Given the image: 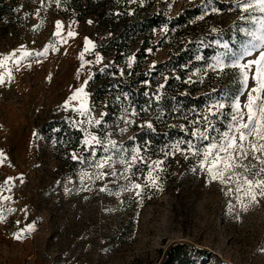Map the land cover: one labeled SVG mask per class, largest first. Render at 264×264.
<instances>
[{"label": "rangeland", "instance_id": "obj_1", "mask_svg": "<svg viewBox=\"0 0 264 264\" xmlns=\"http://www.w3.org/2000/svg\"><path fill=\"white\" fill-rule=\"evenodd\" d=\"M6 1L10 3V0ZM115 1L114 13L125 21H129L137 10L159 14L164 19L159 27L153 29L152 41L158 46L141 61L140 69L144 71L166 61L171 52L178 53L175 45L181 43L179 51L184 52L181 66H193L195 69L190 77L194 79L206 74L205 69L214 61L216 54L223 51L217 41L229 42L230 47H237L233 41L243 38L237 28L245 26V22L238 19L241 13L238 9L233 10L232 0H212V4H207L205 0ZM80 2L85 6L86 0ZM11 5V10L0 17V52L17 46H46L48 40L51 41L55 36L45 34V22L54 17L62 19L60 15L69 16L67 21L62 19L66 23L73 25L75 22L71 30L73 32L79 26L76 20L81 19V30L100 44L121 28V24H98L94 12L76 18L78 9L70 5V0H60L59 7L56 0H14ZM213 7L219 11L212 12ZM205 11L208 14L199 19ZM181 14H185L189 24L194 27L191 31L183 30L182 36H177L175 29L178 24L170 22ZM213 28L217 31L213 32ZM139 43L140 38H132L127 45L128 54L124 55V63L115 66L123 77L128 76V71L137 61L134 52ZM95 50L92 48L84 55V61L91 62L85 65L87 75L92 67H113L111 55L95 53ZM97 54L102 57L100 63L95 62ZM208 72L218 75L217 72ZM169 75L164 74V80ZM232 77L227 78V87L220 91L212 89L201 101L202 107L194 108L190 117L185 116L181 120V125L190 131L193 125L189 121L196 118L198 113H204L211 101L231 96L225 90L231 89L229 83L235 78ZM125 94H118L117 101L120 104L117 114L112 121L104 122L97 133H111L110 138L125 149L122 155L130 159L132 150L138 148L141 156L150 164L154 160H164V153L171 151L170 146L177 140L191 139L181 128L170 127L169 137L164 146L158 149V156L148 155L147 147L143 148L132 140L136 131L148 129L147 124L151 122L146 119L136 123ZM89 103L94 108L92 114L96 118H100V113H107V98L94 103L90 96ZM228 111L225 108V114ZM67 113L66 118L80 129L83 138L81 128L73 123L83 118L72 109ZM125 120H131L132 123L126 124ZM217 126L223 129L224 124L218 122ZM90 130L96 132L95 128ZM34 142L39 148L40 140L35 138ZM75 153L92 159L86 149ZM101 155H104L103 149L97 151V157ZM47 156L45 160L23 161L17 168L15 176L27 180L35 192L26 190L16 194L12 188L11 191H3L11 200H0V211L6 216L0 222V264H21L27 257H31L34 264H159L162 252L173 242H185L204 249L206 254L197 257L196 264H264V251L260 250L264 248V199L252 204L247 211H241L236 205L229 212L231 198L224 194L226 189L218 182L207 183L205 173L191 171L196 158L186 160L180 153L168 155L169 159L162 165L163 171L159 172L160 188L148 186L138 196L136 190L121 189L130 188L131 183L143 185L147 164L137 163L133 171L127 174L130 180L109 175L94 182L85 180L82 184L80 173H92L94 168L79 161L74 169L68 170L55 151L51 156L48 152ZM52 156L54 161H51ZM114 167L122 173L125 165L117 158ZM111 170L104 169L106 172ZM105 185L109 191L101 192L100 188ZM0 186H4V182H0ZM85 186L90 190H84ZM117 192L120 194L116 195ZM232 203L235 204V201ZM9 208L15 211L9 213ZM29 225H34L35 230L26 232L22 239L14 238V233ZM37 229L39 232L34 233Z\"/></svg>", "mask_w": 264, "mask_h": 264}, {"label": "snow or ice", "instance_id": "obj_2", "mask_svg": "<svg viewBox=\"0 0 264 264\" xmlns=\"http://www.w3.org/2000/svg\"><path fill=\"white\" fill-rule=\"evenodd\" d=\"M205 2L212 4V0H205ZM56 4L59 7L60 0H56ZM232 8L240 11L241 15L238 19L245 22V26L237 28L243 38L233 41L237 47H230L229 42L217 41L223 51L216 54L214 61L205 69V73L213 71L218 74H226L228 69H232L236 74L240 88L227 98L211 101L204 113H198L196 118L189 121L193 125L190 131L185 125H180L181 130L186 132L191 139L177 140L170 146L171 151L164 153L166 157L180 153L186 160L196 158V164L191 171L205 173L207 183L218 182L226 189L224 194L231 198L228 205L229 212H232L236 205H239L241 211H247L252 204H258L260 199H264V0H232ZM211 11L218 12L219 9L213 7ZM207 14L208 12L205 11L199 19H203ZM62 29V23L57 21L53 35L59 38V43H67V38L75 37L76 33L71 30L67 32V38L62 36ZM212 31L217 30L213 28ZM94 47L92 41L85 38L84 51L80 53L81 69L91 63L84 61V55ZM48 50L49 46L46 45L43 51L32 53L24 50L21 46V49L0 57V68L5 69L3 73H0V85L6 82L10 83L13 79L11 69L7 67L9 63L14 65L18 71L23 60L30 56H46ZM52 50L56 49L53 47ZM18 52L19 55H17ZM197 59H201V57H197ZM101 60L102 57L97 54L95 62L100 63ZM131 63L132 58L129 60V67H131ZM50 78L51 76H49ZM91 79L92 77L89 75L81 87L76 89L62 105L65 110L71 107L83 118L73 121V123L81 128L83 132L81 145L90 152L92 159L89 160L88 157L77 155L75 152L72 153V159L87 163L95 171L92 173L82 171L80 173L81 183L83 184L85 180L93 182L102 180L109 175L130 180V176L127 174L133 171L137 163L147 164V161L141 156L138 148L132 150L130 159L122 155L125 149L110 138L111 133L97 134L104 123L103 117L106 113H100V118H96L92 114L94 108L90 105L89 94L85 91V86ZM189 82H192L191 79ZM245 97L246 99H244ZM125 98H127L126 94ZM156 99L159 100L160 97L157 96ZM73 101L76 103L73 104ZM225 108L229 109L227 114L224 112ZM132 115H136L134 109ZM124 122L132 123L131 120ZM218 122L224 124L223 129L217 126ZM147 127L151 128V123H148ZM92 128H95L96 132L91 131ZM181 145H185V147H181ZM99 149H103L104 155L97 157ZM117 158L121 164L125 165L122 173L114 167ZM5 159V154L0 151V164ZM163 164V160H154L147 164L144 184L131 183L130 188L124 187L121 191L136 190V195L139 196L143 188L148 186L160 188L159 172L163 171ZM105 168L112 170L106 172ZM20 179L23 182L22 177ZM12 180V177L6 178L4 186H0V191H11ZM84 190H90V188L85 186ZM66 191L69 190L66 189ZM100 191L107 192L109 189L105 185L100 188ZM119 194V192L116 193V195ZM0 200H11V197L0 196ZM233 200L235 204L232 203ZM12 211L15 209H7L9 213ZM5 219L3 211H0V222ZM34 230V225H29L26 229L14 233L13 236L19 240L24 237L26 232ZM260 250L264 251V248Z\"/></svg>", "mask_w": 264, "mask_h": 264}, {"label": "trees", "instance_id": "obj_3", "mask_svg": "<svg viewBox=\"0 0 264 264\" xmlns=\"http://www.w3.org/2000/svg\"><path fill=\"white\" fill-rule=\"evenodd\" d=\"M13 1L10 0V3H7L6 0H0V17L4 12L11 10ZM80 1L70 0V5L79 10L76 18L80 19L84 14L94 12L97 14L98 24H115V26L121 24V28L116 31L115 35L105 39L99 47L105 55H111L113 67L111 69L96 68L93 72L92 79L88 82L92 101L96 103L107 98V113L103 121L110 122L117 114L120 104L117 101L118 94L125 92L128 107L136 112L134 115L136 123L146 119L152 123V128L136 131L132 140L143 148L147 147L148 155L158 156V149L164 146V142L169 137V128L179 129L181 120L185 116L190 117L194 108H201V101L212 89L220 91L223 87H227L225 85L227 78L235 77L233 82L229 83L232 86L231 89L225 91L230 92L231 95L237 92L240 84L232 69H228L226 74L216 76L207 72L194 79L190 77L195 68L193 66L182 68L184 52L179 51L181 43L175 45L178 53L171 52L166 61L157 63L149 71L140 69L141 61L158 46V43L152 41V34L153 29L159 27L164 21L162 16L148 14L146 11L141 13L137 10L129 21H125L126 19L114 13L115 0H86L85 6ZM170 24H178L175 29L177 36H182L183 30L191 31L194 27L193 24H189V19L187 20L185 14L171 20ZM134 37L140 38L139 46L134 52L137 61L128 71V76L123 77L120 69L115 66L124 63V55L128 54L127 45ZM166 73L170 75L164 80ZM190 79L192 82H189ZM157 96L160 97L159 100L156 99ZM39 130L45 133L46 140L53 143L56 156L60 158L65 167L68 170L74 169L79 161L72 159V153L85 149L81 145L80 129L74 127L67 118H61L42 123ZM168 159L169 157L160 160ZM205 254L206 251L202 248L185 242H173L162 252L159 264H196V258Z\"/></svg>", "mask_w": 264, "mask_h": 264}, {"label": "crops", "instance_id": "obj_4", "mask_svg": "<svg viewBox=\"0 0 264 264\" xmlns=\"http://www.w3.org/2000/svg\"><path fill=\"white\" fill-rule=\"evenodd\" d=\"M57 21L63 25L62 36L67 38V32L72 30L75 22L72 25L58 17L51 20V27L45 34L51 33L53 36ZM76 21L79 24L75 31L76 35L67 38V43H59V38L55 37L46 44L49 46L46 56L26 58L18 71L11 63L7 65L11 69L13 79L10 83L0 85V151L6 156L4 162L0 164V182H5L8 177H16L17 168L23 164V161H39L43 158L45 160L48 152L50 156L54 152L53 143L46 140L45 133L40 131L39 127L46 121L66 118L67 112L72 108L65 110L62 105L96 70L92 67V71L87 75V69H81L80 53L84 51L85 38L95 45V53L105 55L99 48L100 42L95 38H89L87 32L81 30L82 20ZM41 47H23V49L36 53L45 48V46ZM53 47L55 51L52 50ZM17 49L21 47L4 49L0 52V57ZM19 54L18 52L17 55ZM37 60L40 62L37 63ZM4 71L5 69L0 68V73ZM88 90L92 97L87 84L85 91L88 93ZM35 138L40 140L39 148L36 147ZM51 161H54L53 156ZM0 196H5V192L0 191Z\"/></svg>", "mask_w": 264, "mask_h": 264}, {"label": "built area", "instance_id": "obj_5", "mask_svg": "<svg viewBox=\"0 0 264 264\" xmlns=\"http://www.w3.org/2000/svg\"><path fill=\"white\" fill-rule=\"evenodd\" d=\"M79 14V10H76V15ZM62 17L63 20H69V16L68 15H60ZM51 24V21L50 19H47L46 22H45V25H46V30L48 31L49 28L51 27L50 26ZM21 177L17 176V177H14L11 184H12V190L14 193L16 194H21L23 192H25L26 190H30L32 192H35V188L32 187L27 180L23 179V182H21ZM39 232V229H37L34 233H38ZM21 264H34L33 260L31 259V257H27L23 260V262Z\"/></svg>", "mask_w": 264, "mask_h": 264}]
</instances>
